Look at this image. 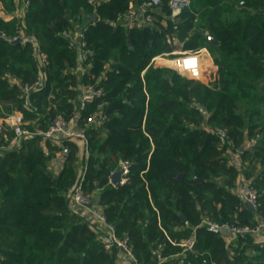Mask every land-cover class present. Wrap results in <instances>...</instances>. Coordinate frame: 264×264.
Listing matches in <instances>:
<instances>
[{"label":"trees","instance_id":"16d2710c","mask_svg":"<svg viewBox=\"0 0 264 264\" xmlns=\"http://www.w3.org/2000/svg\"><path fill=\"white\" fill-rule=\"evenodd\" d=\"M132 1L31 0L23 21L27 40L9 41L12 37L0 32V103L8 105L6 112L12 104L27 118L37 116L25 109L20 86L10 81L38 78L35 39L50 65L46 83L33 99L54 93V115L67 113L71 104L66 86L74 77L70 71L77 67L78 54L77 42L64 34L79 28L81 41L94 52L85 54L83 82L103 89L83 110L84 117L102 102H107L103 114L108 116L101 130L86 132L92 167L84 188L96 194L103 190L94 199L114 231L128 238L140 264H156L157 252L169 257L182 251L168 238L179 242L189 237L203 212L219 225L234 224L237 214L241 224L254 226L253 211L235 189L244 165L259 162L264 167V0H192L175 19L165 17L166 27L162 15L154 25L132 31L112 24ZM0 2L9 12L17 8L15 0ZM93 15L96 20L85 28ZM173 38L187 39L186 49L208 44L215 65L205 73L209 85L169 68L149 69L142 76L153 56L173 50L168 42ZM214 75L218 78L212 79ZM245 101L253 107L246 117L238 111ZM216 127L225 129L224 137ZM257 128L261 138L256 150L239 152L240 166L230 162V150L236 144L240 148ZM218 147L228 155L216 166L209 153ZM67 150L57 174L49 171L50 156L35 141H22L0 154V264H117L118 248L106 251L94 224L72 207L76 148L68 145ZM121 160L129 164L128 181L114 187L112 169ZM263 200L260 194V210ZM175 222L182 229L176 230ZM252 244L249 235L241 238L231 257L220 233L203 226L185 260L264 264V247ZM250 248L257 254L249 256ZM197 250L208 254L200 256Z\"/></svg>","mask_w":264,"mask_h":264},{"label":"built area","instance_id":"2783aa9c","mask_svg":"<svg viewBox=\"0 0 264 264\" xmlns=\"http://www.w3.org/2000/svg\"><path fill=\"white\" fill-rule=\"evenodd\" d=\"M20 5L17 6L18 14L24 19L27 11L30 7L31 0H19ZM192 0H136L135 2H131L128 10L123 14H119L117 19L113 22L114 25L120 26L125 30L132 31L138 28H143L146 26H152L158 21V17L162 15L164 19H166L164 15V11L167 8L169 12H171L173 17L179 16L184 10L189 9L191 6ZM22 35L15 36L14 38L8 39L9 41H17L19 39H23ZM71 41L76 42L77 33L73 35L71 33L64 34ZM78 43V42H77ZM81 49L85 54L93 55L94 52L86 48V43L84 41H79ZM33 52L34 58L37 62V65L40 69L47 68L50 65V61L48 59L47 53L42 50L39 44L33 41ZM183 52L175 48L169 52L168 54L178 55ZM162 56L153 57L154 61H165L161 64H166L169 68L174 69L179 74L187 76L189 79L197 80L204 82L202 78L203 68L206 62L194 55H186L181 58H173V59H164ZM165 66V65H161ZM205 79V78H203ZM47 80L46 69L45 72H40L37 79L32 82L24 83L22 86V92L25 96V109L29 112L38 113L39 106L36 101L33 99V94L38 93L42 90ZM103 89L95 88L94 90H90L82 95L80 109L84 110L87 105L94 101L95 98L102 96ZM107 104V102H102L97 106V110L92 112L90 116L84 122V128L81 130L70 129L69 122L66 121L63 116H57L53 119L52 123L49 125L46 134L47 135H55V134H63L68 138H78L84 141V143L88 144L87 138V130L89 129L90 124L96 122L98 120L106 119L107 116L103 114V108ZM0 110L3 114V122L6 127L10 129L12 132V136L10 138V145L16 146L21 140L27 136L28 130L25 128V117L23 112H6L3 105L0 103ZM225 135V132H222V136ZM85 175L77 180L76 185L72 188L70 193L71 203L73 209L76 211L77 208H87L91 209L93 216L100 221V223L110 229L108 240L104 242V248L106 251H111L114 246L118 249L122 250L125 254H127L136 264H140L138 258L134 254L132 250V246L128 242V238H124L123 240H119L116 236V233L113 227L109 224L108 219L104 215V213L95 208V199L91 196V194L85 191L84 182ZM124 180V178H123ZM238 196L248 205L252 207L255 211H260L261 201L258 190L253 185L243 186L238 193ZM92 204L91 208H88V205ZM235 223L229 224L225 223L219 225L215 222H206V226L211 228L219 229L222 227H227L231 231H233L236 235L244 238L246 235H255L264 232V222L259 223L258 225H248V224H240L238 215L235 214ZM173 245H179L182 248V251L187 253L190 251H194L197 243V234L194 232L190 237L184 238L179 242L170 240ZM169 257L164 256L161 252H157L156 254V264H163L168 260Z\"/></svg>","mask_w":264,"mask_h":264},{"label":"crops","instance_id":"0c3cea01","mask_svg":"<svg viewBox=\"0 0 264 264\" xmlns=\"http://www.w3.org/2000/svg\"><path fill=\"white\" fill-rule=\"evenodd\" d=\"M134 1H136V0H133L132 3ZM16 5L18 6V4H16ZM161 23L165 24L164 17L161 20ZM138 29H141V28H138ZM80 37H81V35L77 32V40H76V42H78L77 43V54H78L77 67H76V69L70 71V74H72L74 76L73 77L74 79L71 78L70 80H68L67 86H66V91H68V93H69L68 100H69V103L71 104L69 106V109H68L69 114H68V111L65 114H61V116L63 115L68 119L70 129H76L77 127L80 128L81 126L83 127L85 120L88 118V117H86V118L84 117L83 110H81L80 107L77 106V104H76L77 101L74 100V97H76V99H78L81 102V98H82V95L84 93H86L90 90H94L96 88V87H90L89 84H85L83 82V76L85 75V73L87 71V67L84 66L85 53L81 49V46L79 44V41L81 40ZM170 39H168V42ZM175 40H176L175 38L172 39L173 42ZM33 41H35V39H33ZM169 43H171V41ZM176 49L181 51L182 50L181 45L176 47ZM171 51H169V52H171ZM45 69H46V73L48 75L49 67L42 68V69L39 68L38 69V75L40 72H43V71L45 72ZM10 81L12 83L18 84V86H20V88H21V91H22L23 84L28 83V82H23L22 80H20L18 78H12V77H10ZM32 81H34V80H32ZM32 81H30V82H32ZM56 89L59 90V87H57ZM53 94H50L47 99L43 98L41 94L40 95L38 94V95H36V97H34L35 98L34 100L36 102H38V104L41 105V107H40L41 112H38L37 116L32 117V118H27L25 113L23 112V110H20V108H18L17 106L9 104V108L11 110L10 112H19L20 111V112H23V114H24L25 121H26L25 128L28 130V134L26 137H24L21 140V142L22 141H35L41 147V149L43 150L45 155L50 156V163H49V168H48L49 171L54 173V174H57L62 169L63 163L65 162V159L67 157L68 145L71 148L72 147L76 148V150H75L76 160L78 159V161H82L83 163H85L88 160V158L90 157V151H89V143L86 145L84 143V141H82L81 139L68 138V137L64 136L63 134H55V135H47L46 134V131H47L49 125L52 123L53 119L57 116V115H54V113L57 109V103H56V97H54ZM2 105L5 108L4 105H7V104H2ZM95 110H97V106L95 107L94 111ZM1 113H2V111H1ZM107 118H108V116H107ZM103 120H105V119L102 118L101 120L93 122L92 124H90L89 129L95 128L96 130H101V123L103 122ZM259 129L260 128L255 129L253 134L249 138L246 139L245 143L241 146V147H245L243 149V151L245 149H248L249 151L256 150L257 143H258L259 139L261 138V134L259 132ZM11 136H12V132L10 131V129H8L6 127L5 123L3 122V116L0 117V140L2 138L5 139L4 141H1V143H0V154H4L6 151L13 149V148H16V147H18V145H20L21 142L16 146H11L10 142H9ZM246 136H247V131H246ZM236 165L240 166V164H237V163H236ZM252 167L253 168L251 169V175L250 176H248V177L243 176L242 177V175L240 174L239 182H238V185L235 189V193L237 194V196H238V190H240L243 186L250 185V184L251 185L255 184L257 186L259 184L260 188L259 187L258 188L261 190V194L264 195V175H263V177H261V175H260V173L262 172L264 167L259 162H255L252 165ZM258 176H259L260 180L258 179ZM124 180H125V178H124ZM241 180H243V181H241ZM244 183H247V184H244ZM242 202L244 205H247L249 207V205L247 203H245L243 200H242ZM94 205H95V208L100 209L102 211L101 207L99 206V201L97 199L95 200ZM263 205H264V200H263ZM251 210L253 211V214L251 216V220L253 221L254 225H258L259 223L264 222V209L260 210V211H255L251 208ZM76 212L82 216L87 217L94 225L97 223L100 226L101 233H102V234L98 235L100 237V239H101V235H102V237H105V234H108V236H109L110 231L107 232V231L103 230L105 228H103L102 227L103 225L100 223V221H98L93 216L91 209L78 208L76 210ZM99 226H97V227H99ZM111 226L113 227V225H111ZM186 226H189L188 222L186 223ZM202 227H203L202 225L193 226L191 235L194 232H196V234L198 235V229H200ZM207 227L209 228V226H207ZM175 229L179 230L182 228L180 227V224L177 223L175 225ZM215 230L217 232H219L220 235L223 237V239L226 243L225 249L229 252L230 256L232 257L234 255L235 250L238 247V242L242 237L236 235L233 231H231L227 227H222V228L215 229ZM249 236H250L254 245H260L261 247H264V232L259 233V234H255V235H249ZM168 239H169V241L171 240L170 238H168ZM182 239H184V238H182ZM102 241L105 242V240H102ZM197 252H198L197 254L200 256H206V254H208V252L206 250H203V252L197 250ZM247 254H249V256H253V255H256L257 252L255 251L254 248H250L247 251ZM168 259H171L170 264H188L185 260L186 259V253L183 251L170 255ZM117 264H136V263L127 254H125L122 250L118 249L117 250ZM210 264H217V262L215 260H212Z\"/></svg>","mask_w":264,"mask_h":264},{"label":"rangeland","instance_id":"374dc122","mask_svg":"<svg viewBox=\"0 0 264 264\" xmlns=\"http://www.w3.org/2000/svg\"><path fill=\"white\" fill-rule=\"evenodd\" d=\"M15 3L18 4V6L20 5L19 0H15ZM16 10H17V8L14 11L9 12V11L5 10L3 4L0 2V32L3 33L1 35H7V37H12V38H14L15 36H18V35H22L21 37H23V41H26L27 38H26L25 35H29L28 34V28H27V25L24 24V22H23L24 19L18 14V11H16ZM164 15L166 16L167 19L169 18V19H172V20L175 19L176 17H178V16L173 17L172 14H171V12L170 13L165 12ZM161 25L164 26V27L167 26L166 23L165 24H161ZM78 29L79 28L76 27V30H75L76 32L71 30V31H69V33H71L73 35H76ZM195 32H196V30L194 28L193 31L190 32V36L191 35H194ZM9 39H11V38H9ZM17 41H20V39L18 38ZM170 41H171V43L173 44L174 47L175 46L178 47V46L181 45L182 50L180 52H183V53L178 54V55L168 54L169 51H164V49H163L162 50L163 52H161L160 54L155 55L153 57L162 56L161 58H164V59H173L175 57L176 58H181V57H184V56L189 55V54L190 55L197 56L200 59H202L204 62H206L205 65H204V68H203V75H205V73L207 74L206 70H207L208 67L215 66L214 65V61H213V58H212V55H211V51H210L211 48L208 46L207 43L200 44V45H198L197 47H195L193 49H186L185 42L187 41V39L185 41H183V42L179 41L178 38H176V40L174 42L172 40H169V42ZM161 62L164 63L165 61L164 62L163 61H160V60L159 61L158 60L157 61H154L153 59H151L150 62H149V64H148V66H147V68L142 72V76H144V74L149 69L169 68V66H166V64H161ZM161 65H165V66H161ZM169 69H172V68H169ZM172 70H174V69H172ZM175 72H177V71H175ZM179 75H181L184 78H188L185 75H182V74H179ZM203 78H205V76ZM203 78H202V80L204 81L203 83H205V84L207 83L209 85L208 78H206V79H203ZM217 78L218 77L215 76V75L212 76V79H217ZM74 100L77 101L76 104H77L78 107H80L81 102L78 99H76V97H74ZM238 107H239L238 108L239 109L238 110L239 113L242 114V115H243V113H245L244 114L245 117L248 116V114L246 115V113H250L252 111L251 109H253L252 104L250 102H248V101L240 102L239 105H238ZM63 118L66 121H68V119L65 116H63ZM83 128H84V126L83 127L81 126L80 128L77 127L76 130H81ZM216 128L219 129L220 132L221 131L222 132H225V129H223V127H216ZM4 140L5 139L2 138L0 140V143H1V141H4ZM237 146L238 145L236 144V146H234L232 148V150H230L229 161L230 162H235L237 164H240L241 161H242V159L239 156V152L240 151H239V148ZM154 148H155V145H152L153 151H154ZM89 151H90V149H89ZM93 153L96 154L97 151H93ZM227 155H228V153L223 148H221V147H218V148L214 149L213 151H211L209 153V157H210L212 163L217 164L216 166L224 164L225 163L224 160H225V157H227ZM86 162L83 163L82 161H78V159L75 161L74 166L76 168L77 179H76V182H75L74 186L76 185L77 180L79 178H81L83 175H85V177H87V174L90 171L89 169L92 166L88 164L89 163V158H88V160ZM128 167H129L128 162L121 160V162H119L118 164H116L115 166H113V169L112 170L114 172H116L118 170H122V172H123V178H125L124 182H127L128 181V175H129V169H128ZM252 168H253L252 166H249L247 164L244 165L243 168H242V170L240 171V174L242 175V177L243 176L246 177L245 171H250ZM260 175H262V174H260ZM218 180L220 181V179H218ZM241 181H243V180H241ZM221 184H222L221 182L218 183V185H221ZM244 184H247V183H244ZM253 186L257 190H259L258 193L260 195L261 194V190L259 189L260 187L258 188V186L255 185V184ZM102 191H103L102 189L99 190L97 192V194L95 192H89V193L91 194L92 197L94 196L93 197V199H94L95 197L97 198V196H99V193H101ZM238 193H239V190H238ZM115 201H117V200H115ZM206 222H212V220L208 216V214H206L205 212H203L202 217H201V220L196 221L193 225L196 226L198 224V225L206 226ZM175 223L177 224V222H175ZM94 226H95L96 230L99 233L98 235L102 234L101 233L100 226L97 223ZM97 226H99V227H97ZM241 226H242V224H241ZM102 227L105 228V229L102 228L103 230H105L107 232L110 231V229L108 227H106L104 225ZM116 236H117V238L119 240H123L124 239L123 236L118 235V233H116ZM99 239H100V237H99ZM101 239L107 241L108 240V234H105V237H102V235H101Z\"/></svg>","mask_w":264,"mask_h":264},{"label":"water","instance_id":"95a60500","mask_svg":"<svg viewBox=\"0 0 264 264\" xmlns=\"http://www.w3.org/2000/svg\"><path fill=\"white\" fill-rule=\"evenodd\" d=\"M95 20H96V15H93V16L91 17V19L88 20V21L85 23L84 27L87 28V27L91 24V22H93V21H95ZM210 40H211L214 44H216V41H214V39H213L212 37L210 38ZM243 149H244V147H241V148L239 149V151L242 152ZM178 178H179V179L183 178V174L181 173V174L179 175ZM110 180H111V183H112V185H113L114 187H118V186L122 185V184L124 183V180H123V172H122V170H118V171L112 173V175H111V177H110ZM91 207H92V204L88 205V208H91ZM249 207L252 208L250 205H249ZM181 218L184 220V217H183V216H181Z\"/></svg>","mask_w":264,"mask_h":264}]
</instances>
